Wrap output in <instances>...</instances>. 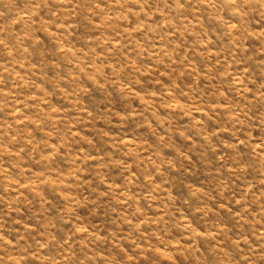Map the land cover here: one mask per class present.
I'll return each mask as SVG.
<instances>
[{
  "label": "rangeland",
  "instance_id": "1",
  "mask_svg": "<svg viewBox=\"0 0 264 264\" xmlns=\"http://www.w3.org/2000/svg\"><path fill=\"white\" fill-rule=\"evenodd\" d=\"M0 264H264V0H0Z\"/></svg>",
  "mask_w": 264,
  "mask_h": 264
}]
</instances>
